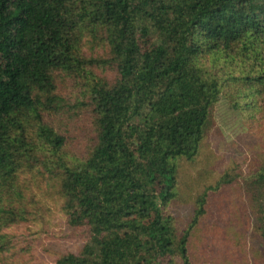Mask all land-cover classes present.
I'll use <instances>...</instances> for the list:
<instances>
[{"label":"trees","instance_id":"16d2710c","mask_svg":"<svg viewBox=\"0 0 264 264\" xmlns=\"http://www.w3.org/2000/svg\"><path fill=\"white\" fill-rule=\"evenodd\" d=\"M221 96L264 121V0H0V264L31 184L85 238L51 264H195L200 232L234 264L251 220L264 264V159L194 195L182 230L165 212Z\"/></svg>","mask_w":264,"mask_h":264},{"label":"rangeland","instance_id":"374dc122","mask_svg":"<svg viewBox=\"0 0 264 264\" xmlns=\"http://www.w3.org/2000/svg\"><path fill=\"white\" fill-rule=\"evenodd\" d=\"M242 116L221 96L214 108V126L207 132L198 156L190 164L178 163L179 199L165 210L174 218L177 229L182 230L191 220L193 196L199 195L208 186L213 185L218 177L226 172L225 170L232 172L238 167L244 176L252 161L257 163L264 159L259 144L261 136L259 131L261 126H264V121L255 124L251 131L244 125ZM37 187L34 184L30 185L29 191L37 196H32L33 202L27 201L29 211L36 213L35 219L28 225H19L9 230V233L15 236V243L18 245L17 249L11 253L13 257L9 256L5 264H51L63 254L79 253L85 244L81 231L67 224L60 210V202L54 199L45 200L43 194H39L40 185ZM42 189L43 186L40 191ZM212 213L207 218L209 222H219L218 220L222 219L215 216L216 211L213 209ZM223 220L226 222L225 219ZM253 228L254 221L251 220L243 239L244 230L241 232L242 227L236 226L239 248L236 247L235 254L228 255L234 264H254V254L262 252V243ZM200 237V243L193 247L192 252L197 259L206 257L204 259L208 260L203 259L195 264H224L220 242L216 245L213 243L211 246L206 243L205 233L200 232ZM240 239L243 240V244Z\"/></svg>","mask_w":264,"mask_h":264}]
</instances>
